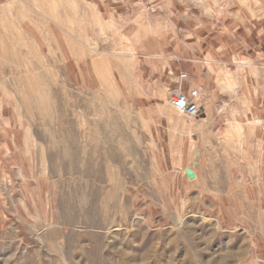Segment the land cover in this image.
Segmentation results:
<instances>
[{"label": "rangeland", "instance_id": "obj_1", "mask_svg": "<svg viewBox=\"0 0 264 264\" xmlns=\"http://www.w3.org/2000/svg\"><path fill=\"white\" fill-rule=\"evenodd\" d=\"M88 1L103 15L89 16L88 25L80 11L66 16V8L61 16H0V264H264V198L256 181L244 199L240 180L228 187L215 181L240 178V168L226 172L229 156L239 154L215 134H198L196 142L172 130L177 117L163 91L157 94L165 78L138 79L143 59L127 51L129 22L115 16L168 17L161 21L174 44L192 34L193 21L179 19L201 16L197 5ZM221 5L242 8L240 0ZM237 33L233 51L241 58L249 50ZM220 60L236 70L230 55ZM257 65L264 71V59ZM225 99L217 96L216 109ZM217 125H227L224 116ZM262 142L261 151L251 144L248 160L264 164ZM185 168L201 179L189 181ZM198 183L228 195L199 196L192 189Z\"/></svg>", "mask_w": 264, "mask_h": 264}, {"label": "crops", "instance_id": "obj_2", "mask_svg": "<svg viewBox=\"0 0 264 264\" xmlns=\"http://www.w3.org/2000/svg\"><path fill=\"white\" fill-rule=\"evenodd\" d=\"M104 1L97 0L103 5ZM143 1L149 2L150 0ZM175 1L177 0H169L167 3L173 4ZM206 1L208 0H188V2L197 5L201 16L180 17L179 20L184 22L193 21L191 24L193 26L192 34H184V40H177V43L174 44L172 42L175 39L169 37L171 31L168 29V25L163 26L161 21L170 20L166 16H162L166 17L164 19L159 16H154V18L145 16V14L134 13L129 16L126 15L127 13L115 16H119L120 21L129 22L128 24L122 22L131 29L130 40H125L129 49L127 51L143 59L136 64L138 79L142 80L144 75L149 79L157 78L161 81L165 78L164 85L157 90V94L161 95L163 91L162 96L165 95L166 97L168 109L177 117L172 124V130L176 129L183 140L186 137L191 138L194 134L197 137L196 142L199 139L197 135H202L205 132L218 136L217 139L222 141L221 143L227 146L232 154H239L237 157L229 156L226 172L228 173V169L233 171L240 168V178L227 175L222 178L215 177V181L225 180L227 182L226 187H228L232 186L231 181L234 179L240 180L243 193L241 198L244 199L249 181L254 180L256 181L254 186L261 201V198H264V169L261 168L264 165L262 163L263 158L261 160L256 158L251 161L248 160L247 153L251 144H254L261 151L262 139L264 138V129L262 128L264 120V105L262 103L264 101V71L257 65L259 60L264 59V52L260 50L255 52L253 49L255 45L250 39L251 36H254L259 45L260 43L264 44V3L260 0H240L242 8L232 10L233 4L226 8L222 7L221 3L224 0H209V4H206ZM21 3L29 7L31 4L33 5L29 10L24 5L26 8L24 10L21 8ZM42 4L45 6L44 9L41 7ZM76 6L77 10L75 11ZM101 7L100 4L88 0H0V16H61V10L66 8L65 14L72 15L74 12L80 11L85 25H88L89 16H103L100 11ZM239 29L244 34L240 44L243 43L250 51L241 58L238 55L235 57L233 51V48L239 44V40L236 38ZM51 35L55 42V34ZM188 37L195 38L193 43L185 41ZM151 41H156V43H151ZM157 41H161V46ZM171 44L174 45L173 51L177 52L178 58L176 59L169 55ZM153 46L156 47L154 48L155 51L159 52L155 56L150 55ZM199 55L202 56V59L198 58ZM229 55L232 64L236 65L235 71L230 69L226 62L220 60L223 56ZM180 74H186V78L179 84L178 77ZM139 80L138 84L140 83ZM177 89L185 94L191 89L198 90L200 114L202 111L205 113L203 118L199 119L198 117L199 121H196L197 119L188 120L171 107L169 95ZM218 95L225 96L226 99L221 101L218 109H216ZM221 116L225 117L227 124L225 127L217 125ZM169 117L172 118V116ZM238 117H244L246 123L243 124ZM211 127L215 128L214 131L210 130ZM181 133L183 134L181 135ZM256 133L259 134L257 139H255ZM194 157L195 159L200 157L198 150L194 152ZM197 165L198 162L195 161L194 166ZM187 170L193 173L192 178L187 176ZM183 172L189 181L201 179L195 168H185ZM215 172L220 174V172L225 171ZM192 189L199 196L207 195L218 201L221 197L228 195V191L223 193L219 191L216 184L213 185L212 183L210 188L205 186L203 189L198 183ZM205 202L207 204L203 205L208 210L215 211L217 209L212 201L207 200Z\"/></svg>", "mask_w": 264, "mask_h": 264}, {"label": "built area", "instance_id": "obj_3", "mask_svg": "<svg viewBox=\"0 0 264 264\" xmlns=\"http://www.w3.org/2000/svg\"><path fill=\"white\" fill-rule=\"evenodd\" d=\"M186 78V74H180L178 83L180 84ZM199 92L197 89H191L187 94L177 89L170 93L169 102L171 107L180 115L188 120L197 119L200 115V107L198 105ZM264 129V120L262 122Z\"/></svg>", "mask_w": 264, "mask_h": 264}, {"label": "water", "instance_id": "obj_4", "mask_svg": "<svg viewBox=\"0 0 264 264\" xmlns=\"http://www.w3.org/2000/svg\"><path fill=\"white\" fill-rule=\"evenodd\" d=\"M186 174L189 178H192L193 177V173L189 170L186 171Z\"/></svg>", "mask_w": 264, "mask_h": 264}, {"label": "bare ground", "instance_id": "obj_5", "mask_svg": "<svg viewBox=\"0 0 264 264\" xmlns=\"http://www.w3.org/2000/svg\"><path fill=\"white\" fill-rule=\"evenodd\" d=\"M179 122H180V121H179ZM179 122H178V123H179ZM180 123H181V122H180ZM178 125H179V124H178ZM181 125H182V124H181ZM234 128H235V127H234Z\"/></svg>", "mask_w": 264, "mask_h": 264}]
</instances>
